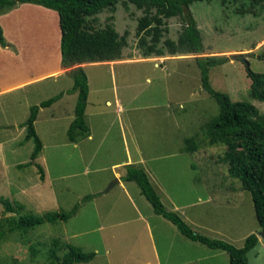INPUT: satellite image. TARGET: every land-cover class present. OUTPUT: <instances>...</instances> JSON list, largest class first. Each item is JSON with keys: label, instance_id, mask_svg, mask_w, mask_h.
I'll return each mask as SVG.
<instances>
[{"label": "rangeland", "instance_id": "1", "mask_svg": "<svg viewBox=\"0 0 264 264\" xmlns=\"http://www.w3.org/2000/svg\"><path fill=\"white\" fill-rule=\"evenodd\" d=\"M189 10L202 35L204 50L199 54L169 52L165 41H177L184 25L180 16L164 19L166 29L149 56L144 51L152 43V34H137L143 9L118 0L113 8L87 17L94 28L112 25L126 40L120 59L112 64L83 63L90 139L79 138L75 144L68 139L77 100L75 92L64 91L72 87L71 76L46 77L0 92V197L16 209L5 212L0 202V219L68 212L78 205L66 221L6 231L0 239V264H49L48 251L54 242L60 256L64 243L95 253L92 260L75 264H156L157 260L160 264H229L226 251L188 239L155 214L137 184L120 178L127 164L143 167L165 208L195 232L237 247L255 234L258 243L247 253L248 264H264V228L257 223L250 194L229 175L222 159L225 146L210 143L207 136V123L219 107L202 88L196 63V57H227L223 64L209 68L211 86L233 101L253 103L264 113V102L250 97L245 61L229 57L243 54L253 71L264 72V59L259 58L264 52V2L201 0L192 2ZM25 14L20 27L12 18L7 28L17 31L15 39L26 31L32 40H21L27 50L17 58L0 47V88L15 83L5 76L7 71L31 74L56 64L51 40L56 35L55 19ZM158 49L162 55L156 53ZM61 91L62 99L38 110L34 127L42 150L32 161L34 141L25 140V127L20 124L32 105ZM34 162L43 168L42 180ZM86 195L92 197L83 200ZM139 213L148 220L150 235Z\"/></svg>", "mask_w": 264, "mask_h": 264}, {"label": "trees", "instance_id": "2", "mask_svg": "<svg viewBox=\"0 0 264 264\" xmlns=\"http://www.w3.org/2000/svg\"><path fill=\"white\" fill-rule=\"evenodd\" d=\"M137 8L144 10L137 24V34H152V43L144 51L149 56L154 51L155 44L159 41L164 19L180 16L184 25L179 33L177 41L166 40L169 52L174 54L194 53L199 54L204 50L202 35L197 27L195 19L189 10V5L201 0H128ZM230 0H220L227 3ZM252 5H262L264 0H249ZM118 0H0V15L4 14L18 4L33 3L54 10L58 14L60 29V65L70 69L72 87L67 93L75 92L77 100L74 107V118L67 129L68 139L76 142L78 138L88 135L89 128L85 122V108L88 98V78L81 66L87 62H103L120 59L122 47L126 44L125 37L119 36L112 25L104 28H94L87 17L98 14L105 9H111ZM152 10L154 12H152ZM144 38H140L143 45ZM0 46L8 47L2 26L0 24ZM162 55L160 49L156 50ZM264 59V52L259 55ZM227 60L225 56L196 57V63L200 70L202 88L217 102L219 110L217 115L207 123V136L210 143H219L225 146L222 159L227 164L229 175L240 181L242 188L250 194L253 210L257 223L264 228V113L251 102L233 101L229 94L214 89L209 81V68L223 64ZM246 73L250 79L249 94L254 100L264 102V72L253 71L248 65ZM64 91L32 105L26 120L21 124L25 127V140L33 139L34 148L30 153L31 160H35L42 150V142L36 133L34 122L40 107H48L57 101ZM194 146V145H193ZM189 146V150L193 149ZM194 150V149H193ZM40 179L44 178L43 168L34 162ZM124 180L134 181L141 194L150 203L155 214L161 215L176 226L178 231L190 240L200 242L215 250L226 251L229 264H248L247 253L258 243L255 234L245 238L244 245L237 247L225 240L210 238L195 232L177 213L167 210L161 202L158 194L153 189L150 180L142 167L125 165ZM86 195L83 200L91 198ZM5 212H14L16 209L12 203L0 197ZM76 204L68 212L47 211L42 215L23 214L17 218H11L3 222L0 219V239L5 232L23 230L27 231L43 222L53 223L58 220L66 221L75 213ZM6 223V225L4 224ZM48 251L49 264H75L88 262L95 256L94 252H85L80 248L64 243V252L57 254V244Z\"/></svg>", "mask_w": 264, "mask_h": 264}, {"label": "crops", "instance_id": "3", "mask_svg": "<svg viewBox=\"0 0 264 264\" xmlns=\"http://www.w3.org/2000/svg\"><path fill=\"white\" fill-rule=\"evenodd\" d=\"M24 12V14L26 12H36V13H39V14H46L48 16H50L51 18L55 19V23L56 24V35L54 37L51 36V40L52 42L55 44V54L56 55V64L55 66H52V67H47V68H44L38 72H32L31 74H28L27 72L25 71H19L17 72L16 74L12 75L9 71H7L5 73V76L7 75V77H12L11 81H14L15 83L11 84L10 86L6 87V88H0V92L2 91H7L9 89H12L14 87H24V86H27V85H30V84H33L35 81L37 80H43L44 78L46 77H56V78H59L60 76L62 75H67L69 76V70L70 69H67V68H63L61 65H60V50H59V42H60V29H59V25H58V14L56 11L54 10H51V9H48V8H45L43 6H40V5H36V4H32V3H21V4H18L15 8H13L12 10L4 13V14H1L0 15V23L2 25V28H3V33H4V36L7 40V42L10 44V46L8 47H3L5 48V52H8L12 57L14 58H17L19 55L22 54L23 50H27L26 47H23L22 46V42L21 40L24 38L25 41H31L32 39H28L27 38V33L26 31H21L22 32V35L20 37V39H15V33L17 32L15 29L11 28L13 30V32L10 30H8L7 28V25H8V21H10L12 18L15 19V25L16 26H19L20 27V24L21 22H23L22 19H25V15L23 14L21 16V18L19 17V15ZM39 22L42 23V20L41 18H39ZM54 22V20H53ZM23 27V24L21 25V28ZM24 29V28H22ZM49 29L50 31V28H47V30ZM10 33V34H9ZM49 39V37H48ZM1 47V46H0ZM59 51V53H58ZM114 62L113 61H103V62H93L92 64H102V63H108V64H112ZM81 66H85L84 64H81ZM24 73H27L26 75L23 76ZM7 80V79H6ZM68 89L70 88H67L65 89L64 91H67ZM77 95V94H76ZM64 96V94L61 96V98H59L58 100L62 99ZM88 96H89V92H88ZM107 103H110L109 101H107ZM87 106V104H86ZM117 109L119 110L120 109V105L117 107ZM86 110V108H85ZM74 118V117H73ZM37 119V118H36ZM73 120V119H72ZM36 121V120H35ZM22 124V123H21ZM20 124V126H21ZM22 128L24 126H21ZM89 128V127H88ZM91 137V134H90V130H89V133L87 136L83 137V138H88L90 139ZM79 139V138H78ZM76 142H74L75 144ZM134 165V164H133ZM143 168V167H142ZM144 170V168H143ZM145 171V170H144ZM146 172V171H145ZM118 175V173H116ZM147 174V172H146ZM148 176V174H147ZM124 179V175L123 176H120V178ZM149 178V176H148ZM150 180V179H149ZM126 181V180H124ZM4 182L6 183L7 185V180L4 179ZM118 183L121 184V181H118ZM151 183V182H150ZM152 185V184H151ZM153 187V185H152ZM154 189V187H153ZM155 190V189H154ZM21 191H23V189H21ZM155 192L157 193V191L155 190ZM158 194V193H157ZM159 196V195H158ZM160 198V196H159ZM161 200V199H160ZM162 202V201H161ZM167 209V208H166ZM168 210V209H167ZM171 211V210H170ZM174 212V211H172ZM158 215V214H157ZM139 218L138 219H141V220H144L145 221V228L146 230L148 231L149 235H150V224L148 222V220L146 219L145 215H142L139 213ZM108 252V250H107ZM135 264V263H134ZM145 264H149V261H146ZM156 264H160V261L157 260Z\"/></svg>", "mask_w": 264, "mask_h": 264}, {"label": "water", "instance_id": "4", "mask_svg": "<svg viewBox=\"0 0 264 264\" xmlns=\"http://www.w3.org/2000/svg\"><path fill=\"white\" fill-rule=\"evenodd\" d=\"M229 57H230L231 59H234V58L242 59V60L245 61L246 65H248V63H247V61H246V59H245V57H244L243 54H231V55H229ZM116 182H117V181H116Z\"/></svg>", "mask_w": 264, "mask_h": 264}]
</instances>
